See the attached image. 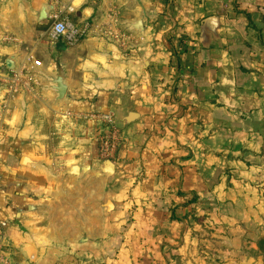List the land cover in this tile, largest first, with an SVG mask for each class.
Returning a JSON list of instances; mask_svg holds the SVG:
<instances>
[{
	"label": "crops",
	"instance_id": "1",
	"mask_svg": "<svg viewBox=\"0 0 264 264\" xmlns=\"http://www.w3.org/2000/svg\"><path fill=\"white\" fill-rule=\"evenodd\" d=\"M0 223V264H264V0H0Z\"/></svg>",
	"mask_w": 264,
	"mask_h": 264
},
{
	"label": "built area",
	"instance_id": "2",
	"mask_svg": "<svg viewBox=\"0 0 264 264\" xmlns=\"http://www.w3.org/2000/svg\"><path fill=\"white\" fill-rule=\"evenodd\" d=\"M62 0H53L55 4H60ZM58 12L51 17V25L49 29V35L52 41H63L66 45L74 46L85 35L84 30L76 27L67 17L62 15V8L58 6ZM35 66L39 65V62H34ZM14 80H18V76H13ZM100 121L105 125V131L99 136V153L102 160L113 163L115 159L116 150L119 144V138L117 130L114 127L113 118L111 115H100L98 117ZM6 227V223H0V236L2 231ZM1 250V244H0Z\"/></svg>",
	"mask_w": 264,
	"mask_h": 264
},
{
	"label": "water",
	"instance_id": "3",
	"mask_svg": "<svg viewBox=\"0 0 264 264\" xmlns=\"http://www.w3.org/2000/svg\"><path fill=\"white\" fill-rule=\"evenodd\" d=\"M56 91H57L59 96L63 95L64 90H63V87H62L60 81H56ZM107 166L108 167L110 166L109 162H107ZM106 171L109 172L108 168L106 169Z\"/></svg>",
	"mask_w": 264,
	"mask_h": 264
},
{
	"label": "rangeland",
	"instance_id": "4",
	"mask_svg": "<svg viewBox=\"0 0 264 264\" xmlns=\"http://www.w3.org/2000/svg\"><path fill=\"white\" fill-rule=\"evenodd\" d=\"M264 238H262V239H260L258 242H257V245L256 246H258V244H259V242L261 241V240H263ZM263 247V249H259V246H258V249H259V252L263 255V257H264V245L262 246Z\"/></svg>",
	"mask_w": 264,
	"mask_h": 264
},
{
	"label": "trees",
	"instance_id": "5",
	"mask_svg": "<svg viewBox=\"0 0 264 264\" xmlns=\"http://www.w3.org/2000/svg\"><path fill=\"white\" fill-rule=\"evenodd\" d=\"M263 245H264V239L259 242V244H258L259 249H263V247H262Z\"/></svg>",
	"mask_w": 264,
	"mask_h": 264
}]
</instances>
